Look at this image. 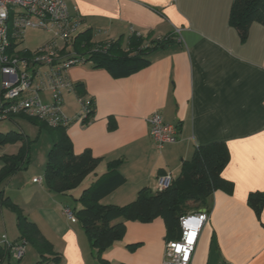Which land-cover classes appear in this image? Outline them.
<instances>
[{
    "label": "crops",
    "instance_id": "crops-1",
    "mask_svg": "<svg viewBox=\"0 0 264 264\" xmlns=\"http://www.w3.org/2000/svg\"><path fill=\"white\" fill-rule=\"evenodd\" d=\"M65 1L69 13L82 19L80 34L90 30L95 43L119 38L127 42L132 34L149 41L171 39L150 53L149 65L127 76L93 68L91 62L69 70L73 85L83 84L86 96L94 99L96 111L90 123L73 121L65 134L76 154L89 149L102 158L97 171L69 195L77 201L108 171L109 162L120 161L117 169L124 182L101 203L126 206L143 189L158 191L160 176L177 178L182 163L198 147L222 142L229 152L222 175L232 187L213 194L210 219L190 264H264V206L257 214L248 201L252 193H264V26L253 23L242 40L230 25L234 0ZM73 94L79 102L75 88ZM64 96L62 110L75 120L81 105L80 110L71 109ZM155 112L179 125L177 143L163 148L154 143L148 117ZM24 121L29 122L23 117L10 122L21 126ZM9 131L16 130L2 132ZM21 146L14 142L0 148V170L1 158L16 155ZM27 169L0 185V192L37 226L62 264H102L80 223L65 215L64 208L70 207L66 195L48 190L44 171ZM79 206L77 201L70 209ZM4 209L10 211L0 204V231L6 232L0 248L11 249L4 264H12V247L27 244L20 239L16 214ZM125 224L122 240L104 252L105 264H163L164 219Z\"/></svg>",
    "mask_w": 264,
    "mask_h": 264
},
{
    "label": "trees",
    "instance_id": "trees-1",
    "mask_svg": "<svg viewBox=\"0 0 264 264\" xmlns=\"http://www.w3.org/2000/svg\"><path fill=\"white\" fill-rule=\"evenodd\" d=\"M230 25L235 28L242 40L246 39L251 25L259 23L264 26V0H234L230 13ZM90 30L78 34L73 48L78 54L86 57L93 68H106L114 76H127L149 65L150 53L162 46H167L170 38L150 40L149 45H143L146 39L132 34L127 42L122 38L95 43ZM77 97L87 102L91 109L88 119H93L96 111L94 99L87 97L83 84H76ZM1 95V88H0ZM27 119L30 123L48 126L38 119L24 115L16 116ZM16 117H13L16 118ZM87 124V122H85ZM52 146L47 155L44 171L45 185L50 192L58 195H69L82 185L88 176L94 174L100 167L102 158H95L87 149L76 154L66 127L52 128ZM14 142L22 146L16 155H5L1 159L4 166L0 170V185L17 172L28 168L31 162V140L18 131H0V148ZM226 144L216 142L198 147L193 157L182 163L180 175L163 189L151 192L143 189L138 192L137 199L126 206L105 205L103 197L113 192L123 182L119 173L120 161L108 163V171L83 191L77 201L79 209L74 211L77 221L86 233L90 244L97 250L98 260L103 261V254L111 246L122 240L127 221L151 222L162 218L167 230L166 240H177L181 236L180 219L188 216V203H196L210 212V201L213 194L222 190L229 192L231 182L222 173L229 161ZM252 208L259 214L264 206V193L254 192L248 200ZM0 204L16 214V223L22 243L35 248L39 260L36 264H62L61 256L54 251L52 244L40 234L37 226L27 219L21 208L10 198L0 192ZM121 219V220H120ZM119 220V221H118ZM117 221V222H114ZM11 249L0 248V264L8 261ZM10 264V263H9Z\"/></svg>",
    "mask_w": 264,
    "mask_h": 264
},
{
    "label": "built area",
    "instance_id": "built-area-1",
    "mask_svg": "<svg viewBox=\"0 0 264 264\" xmlns=\"http://www.w3.org/2000/svg\"><path fill=\"white\" fill-rule=\"evenodd\" d=\"M82 19L72 16L65 0H0V123L24 115L50 127H68L73 121L90 123L91 109L79 99L81 114L68 118L63 108L65 93L75 88L68 72L88 63L72 48L82 31ZM28 29L51 34V40L36 50L24 46ZM49 93V100L42 98ZM161 112L148 117L150 136L159 148L179 140V125L165 122ZM158 190L173 181L170 174L160 176ZM41 179H34L40 183ZM68 220L76 222L74 211L64 208ZM209 211L200 209L180 219L181 236L165 242L163 264H190ZM16 260L25 255L24 245L12 247Z\"/></svg>",
    "mask_w": 264,
    "mask_h": 264
},
{
    "label": "rangeland",
    "instance_id": "rangeland-1",
    "mask_svg": "<svg viewBox=\"0 0 264 264\" xmlns=\"http://www.w3.org/2000/svg\"><path fill=\"white\" fill-rule=\"evenodd\" d=\"M50 35L51 34L44 32L43 30L28 29L24 36L25 37V40L23 42L24 46H26L27 49L34 51L37 48H40L41 46L48 43L52 38V36ZM149 43H150L149 40H146L143 45L147 46L149 45ZM78 66H81V65H77L74 67H78ZM73 95H74L73 91H72V94L71 93L66 94L64 96L65 101L67 104L69 101H71L70 103L71 109H79L80 103L78 102L77 99H75V97H73ZM41 96L44 100L46 101L49 100L48 98L49 93H43ZM20 124L21 126H18L17 124H14L10 121L2 122L0 123V131H8L11 129L16 130V131H23L25 132L27 136L30 137V140L32 142L31 147H30L31 148V159L30 160L32 163L30 162L27 170H35L34 173L40 174L41 171H45V162H46L45 159L47 158L46 155L49 152V148H51L52 146L51 127H49L48 125V126H41L40 128L39 125L32 124L26 121L21 122ZM24 172L26 171L25 170L22 171V174H24ZM61 198H64V197H61ZM65 199L68 201L67 203H69V206H70L69 208L74 210V207H76L77 201L74 198H72L70 195H66ZM187 207H188V211H192L191 213H193L194 211L199 210L201 206L199 204L189 202ZM4 211L9 212L8 214H13V213H10V211H8L7 209H4ZM4 234H6L5 231H0V239L1 238L4 239L3 238ZM9 237H12V236H9ZM24 247H25V254H26L24 255V258H22L21 261L14 260L12 264H36L37 263V261L39 260L38 259L39 256L35 248L30 245L28 246V244Z\"/></svg>",
    "mask_w": 264,
    "mask_h": 264
}]
</instances>
